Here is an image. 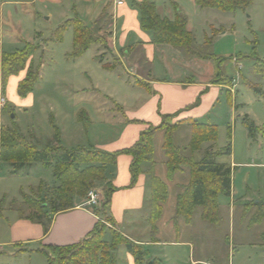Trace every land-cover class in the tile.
I'll list each match as a JSON object with an SVG mask.
<instances>
[{
  "label": "crops",
  "instance_id": "0c3cea01",
  "mask_svg": "<svg viewBox=\"0 0 264 264\" xmlns=\"http://www.w3.org/2000/svg\"><path fill=\"white\" fill-rule=\"evenodd\" d=\"M121 1L123 4L117 6L109 0H0V141L3 127L17 126L16 122L9 125L8 117L14 114L15 120L19 113L35 107V88L25 97L19 95L18 88L26 79L30 68L37 66L38 58H42L40 54L46 52V44L37 41L40 39V20H51L54 16L62 23L78 17L92 31L105 35L118 64L113 70H105L103 66L107 65V62L102 59L100 67L112 75L115 82L120 81V84L126 87L122 89V93L117 94L119 98L115 100L113 94H105L97 88L87 72H79L89 79L90 85L73 88L72 92L66 90L61 95H66V98H62V105L65 106L63 108L68 109V105H72L69 119L72 137L68 139L67 144L64 143V132L59 131L53 123L46 142L37 134H30L25 138L43 149L55 142L56 132H59L63 148H66L65 144L69 150L91 147L113 153L133 147L145 133L157 129L152 134L153 155L142 163L143 174L137 177L134 185L131 174L133 158L122 154L114 164L107 166L105 180L96 184V190L101 194V206L97 209L85 207L83 204L86 198L75 196L72 209L49 214L52 222L46 235L43 226L29 218L31 214L23 215L19 209L13 207V203H21L24 195L34 191L39 199L45 200L47 188L55 189L59 184L54 177L50 182L48 177L40 176L34 184L13 186L8 183L17 174H11L10 167L7 176L2 170L5 164L0 161V253L4 248L9 249L7 255L10 258L26 251L43 255V250L50 246L82 244L98 225L103 224L106 227L104 241L109 247L113 243V233H116L142 247L148 260H155L156 264H169L166 247L186 244L191 257L193 253V259L190 258L188 264H205V260L195 258V248H192V244L179 241L164 242L160 238L165 232L163 221L169 190L161 219L154 227L148 221L153 210L152 177L160 179L163 183L166 182L164 177L170 182L174 180L169 178L167 157L163 148L165 132L161 127L166 118L174 122L187 120L216 125L219 129V139L221 127L227 128V134L231 133V147L228 156L230 160L225 164L232 170L230 201L234 204V211L247 210L251 203L264 205V164L256 163L254 153L251 152V137L243 125L245 117L251 119L242 114L237 117L239 110L243 111L237 103V82L221 72L218 73L213 59L208 58V55L190 56L180 48L156 43L152 32L143 30L136 5L144 1L152 2L157 15L170 21H173L178 13L182 14L187 18V30L192 34L193 12L203 9L192 0ZM27 43L38 45L40 49L31 56L23 70L9 76L3 85V57L22 50ZM93 46L95 51L91 60L100 62L97 58H101V46L92 45L82 57L74 61V64L83 62ZM79 74L77 79L80 78ZM108 80L107 78V82ZM260 95H264L263 90L261 94H257ZM2 99L6 101L4 106L1 104ZM81 112L87 116L88 128L79 120ZM225 114L231 115L230 121L235 124V128L239 122L241 130L244 131L245 148L241 157L237 156L234 149L231 124H223L226 123L222 118ZM253 122L257 126L256 122ZM20 133L23 135L21 130ZM160 134H163V139L156 146L155 139ZM219 139L215 144L217 146ZM207 144L208 147L213 145ZM218 148L223 149L219 146ZM221 159L222 157L219 162L223 163ZM159 165L166 169V174L157 172ZM2 182L4 183L1 184ZM108 187L114 188L115 191L111 193L110 203L103 207ZM257 198L259 203L254 202ZM180 220L175 212L170 221L172 228L179 229ZM194 221L195 219L193 225ZM253 228L248 226L246 231L252 232ZM31 245H36V248ZM124 247L118 245L111 249L116 264H136L134 257Z\"/></svg>",
  "mask_w": 264,
  "mask_h": 264
},
{
  "label": "rangeland",
  "instance_id": "374dc122",
  "mask_svg": "<svg viewBox=\"0 0 264 264\" xmlns=\"http://www.w3.org/2000/svg\"><path fill=\"white\" fill-rule=\"evenodd\" d=\"M242 1L245 6L235 12H223L218 9H203L197 10L199 12L196 13L193 12L192 29L195 48L198 52L220 59L219 61H215L214 58L212 60L216 71L237 82V103L243 110H239L237 117L240 114L248 115L259 127L254 137L251 138V152L254 153L256 163L264 164V95L257 96L253 88H259L264 92V80L255 74L258 60H264V0ZM57 20L55 16L47 21L41 19L38 25L40 39L38 38L37 41L46 44V52L40 54L42 58H38L35 67L38 68L42 65L41 78L35 85V107L19 113L15 120L14 114H12L7 118V123L16 122L17 126L15 127L19 131L21 130L24 137L37 134L43 142L47 141V135L51 133V124L53 123L59 131L64 132V143L67 144L68 139L72 137L69 120L72 105H68V109L63 108L65 106L62 105V98H66V95H61L66 90L72 92L73 88L90 85L89 79L79 72H87L93 79L94 85L105 94H113L115 100L119 98L117 94L122 93V89H125L126 86L121 85L120 81L115 82L113 76L100 67L101 62L91 60L95 46L91 48L83 62L74 64L75 60L70 59L73 52V30L69 29L64 32L61 41H51L57 28L63 24L62 21L58 22ZM100 36L105 40V44L101 45V58L107 62V66L116 67L118 62L109 48L107 37L103 34ZM78 74L80 75L79 79H77ZM230 116V114H225L222 117L226 122L223 124L226 126L228 122L231 124L232 136L235 141L234 149H236L237 156L241 157L246 137L244 131L241 130V124L238 122L237 128H235V124L230 121ZM191 126H194L192 121L174 122L169 119L163 127L165 133L166 131L173 133L175 145L179 149L180 155L185 156L186 160H200L211 146L213 152L222 151L226 147L227 128L221 127L218 146L223 149L219 150L217 145L208 147L209 144H205L200 151L194 152L195 150L190 147L193 131ZM162 139L163 134H160L155 139L156 146L162 142ZM37 148L41 149L40 146ZM228 156H223L221 161L228 163L230 160ZM4 164L2 170L8 176L11 166ZM156 170L160 174H166V169L160 165ZM52 173L54 175L52 168L47 169L41 164H34L23 168L9 180L8 184L27 186L34 184L40 176L48 177V180L52 182ZM174 175L175 178L172 177L174 179L172 182L164 177L169 190L163 221L165 232L160 236L164 242L179 241L192 244V248L193 246L195 248V258L205 260V264H264V219L260 225H251L252 218L258 212L255 207L234 211V204L231 203L230 198L220 195L218 197L219 221L217 224L213 225L204 221L201 218L202 210L198 208L190 225L180 218L179 229L172 228L170 221L176 212L177 194L182 195L186 191L191 179L190 168L180 165ZM50 184L52 185V183ZM96 184L92 189H96ZM55 197L56 188H47L45 201L49 204ZM43 201L38 198L35 191L29 192L23 196L21 203L15 201L13 207L19 209L23 215H30L31 207L39 205ZM256 201L259 199L254 200V202ZM248 226L254 227L252 232L246 231ZM185 246L186 244H177L166 247L169 264H188L190 258L193 259V253L191 257L189 247ZM31 247L36 248V245H31ZM124 248L126 249V247ZM8 250L4 248L0 253V264H48L45 254L26 251L25 253L21 252L15 258H10L7 255Z\"/></svg>",
  "mask_w": 264,
  "mask_h": 264
},
{
  "label": "trees",
  "instance_id": "16d2710c",
  "mask_svg": "<svg viewBox=\"0 0 264 264\" xmlns=\"http://www.w3.org/2000/svg\"><path fill=\"white\" fill-rule=\"evenodd\" d=\"M201 9H218L223 12H235L243 8L245 3L242 0H192ZM141 16V26L143 30L152 32L153 40L159 44H168L180 48L187 55L196 56L200 53L195 48V38L187 30V18L178 13L173 21L161 18L156 13L154 3L144 1L136 5ZM72 29L74 34L73 52L71 60L82 57L92 45H104L105 40L87 27L78 17L65 21L60 25L51 41H61L62 35L67 30ZM38 45L27 43L25 47L14 54L5 55L2 61L3 85L7 78L19 73L26 67L31 56L39 50ZM215 61H219L213 56H208ZM103 63L102 58H97ZM42 65L38 68H30L26 79L19 85V95L27 96L33 92L36 83L40 79ZM36 69V71H34ZM105 70H113L114 67L103 66ZM255 74L264 80V60H258L255 66ZM256 94H261V90L254 88ZM79 120L88 128L89 121L84 112L79 114ZM169 120L165 119V122ZM194 123L190 147L199 150L206 143L215 145L219 139V129L216 125ZM243 125L247 129L249 136L254 137L258 131L255 123L247 117L243 120ZM157 129H152L145 133L140 141L133 147L113 153L96 150L91 147H79L66 149L61 145L60 133L56 132L55 142L43 149L30 140L23 137L20 131L14 127H3L1 129L0 141V161L12 167L13 175L18 174L23 168L34 164H41L44 168H52L56 188V197L48 204L45 200L39 205L31 207L30 219L43 226L44 234L49 232L52 220L49 214L64 212L72 209L73 198L79 196L86 198L88 192L97 182L105 180L106 168L114 164L118 156L127 154L132 156L131 165L132 185L136 183L137 177L143 174L141 165L149 160L154 152L152 134ZM231 133L227 134L226 147L219 152H213L212 146L200 160H186L180 155L179 149L175 145L173 133L166 131L164 138V151L167 157L169 178H172L178 170V166L186 165L190 168V183L184 194L177 198L176 217L182 218L187 224H191L195 211L202 210L201 218L209 224H217L219 221L218 197L223 195L230 198L232 192V170L219 159L225 155H230ZM152 203L153 210L148 221L154 227L161 219L163 205L168 199V188L165 183L156 177H152ZM115 189L108 187L106 190V201L103 207L110 203L111 193ZM37 204V203H35ZM48 206L50 207L48 209ZM250 207H255L258 212L252 218V226L260 225L264 219V205L251 203ZM106 227L98 225L91 236L82 244L67 247H47L43 253L48 258V264H116L115 258L111 254V249L118 245H124L127 251L134 257L136 264H150L146 252L139 245L130 240L113 233V243L109 247L104 241ZM52 253V255H51ZM153 264H156L154 260Z\"/></svg>",
  "mask_w": 264,
  "mask_h": 264
},
{
  "label": "built area",
  "instance_id": "2783aa9c",
  "mask_svg": "<svg viewBox=\"0 0 264 264\" xmlns=\"http://www.w3.org/2000/svg\"><path fill=\"white\" fill-rule=\"evenodd\" d=\"M109 1H113V3L117 6L123 4L121 0H109ZM1 104L3 106L6 105L5 99L1 100ZM101 204H102L101 194L96 189H91L88 192L83 205L88 208L97 209L101 206Z\"/></svg>",
  "mask_w": 264,
  "mask_h": 264
},
{
  "label": "water",
  "instance_id": "95a60500",
  "mask_svg": "<svg viewBox=\"0 0 264 264\" xmlns=\"http://www.w3.org/2000/svg\"><path fill=\"white\" fill-rule=\"evenodd\" d=\"M256 203H259V201H256ZM150 264H153V261H151Z\"/></svg>",
  "mask_w": 264,
  "mask_h": 264
}]
</instances>
